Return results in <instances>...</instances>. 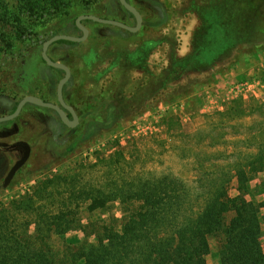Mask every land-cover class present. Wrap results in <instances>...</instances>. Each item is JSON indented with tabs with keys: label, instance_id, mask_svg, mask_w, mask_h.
I'll list each match as a JSON object with an SVG mask.
<instances>
[{
	"label": "rangeland",
	"instance_id": "obj_1",
	"mask_svg": "<svg viewBox=\"0 0 264 264\" xmlns=\"http://www.w3.org/2000/svg\"><path fill=\"white\" fill-rule=\"evenodd\" d=\"M160 2L166 16L145 8L155 26L140 35H94L76 47L78 81L85 82L79 95L85 100V91H92L93 114L68 145L62 143L68 131L55 141L46 130L27 167L0 193V215L10 218L11 231L48 252L56 264H73V256L97 244L106 228L121 230L125 217L141 205L135 199L124 202V195L135 198L144 183L169 176L188 185L189 198H201L202 207V187L219 171L234 175L264 150V43L250 23L252 3ZM16 5L12 1L2 10L4 26ZM86 11L98 17L119 14L110 0L92 8L77 4L69 17L39 32L35 44L23 43L9 22L0 33V94L38 95L46 85L42 44L73 30L70 23ZM10 37L14 50L6 48ZM113 96H118L115 106L105 117L106 106L97 99ZM37 110L29 106L24 115ZM88 125L92 132L85 138ZM262 185L264 173L251 182L248 196L260 206ZM236 189L233 179L231 197L238 196ZM95 198L108 200L106 207L92 211ZM62 215L68 216V233H52L43 243L38 238V229L48 227L43 219ZM222 243L221 236L209 239L207 264H220Z\"/></svg>",
	"mask_w": 264,
	"mask_h": 264
},
{
	"label": "trees",
	"instance_id": "obj_2",
	"mask_svg": "<svg viewBox=\"0 0 264 264\" xmlns=\"http://www.w3.org/2000/svg\"><path fill=\"white\" fill-rule=\"evenodd\" d=\"M12 1L17 5L6 13L10 15L7 21L14 24L23 43L35 44L41 39L39 32L54 20L69 17L77 4L92 8L101 0H0V33L9 23L4 26L2 10L7 11ZM247 1L253 7L250 23L264 43V0ZM6 44L15 49L13 38ZM248 162L234 175L219 171L220 178L203 186L202 207L197 203L201 198H189L188 185L169 176L144 183L135 198L125 194L124 202L135 199L141 204L138 211L125 217L121 230L106 228L97 244L83 247L73 256V264H207L213 236L223 240L220 264H264V201L260 206L248 199L251 182L264 173V150L251 155ZM233 179L236 197L230 195ZM261 191L264 196V185ZM107 202L95 198L90 209H103ZM67 223L66 215L44 218L48 227L42 232L38 229V238L44 243L52 233L67 234ZM11 226L10 218L0 215V264H56L48 252L31 247Z\"/></svg>",
	"mask_w": 264,
	"mask_h": 264
},
{
	"label": "flooded vegetation",
	"instance_id": "obj_3",
	"mask_svg": "<svg viewBox=\"0 0 264 264\" xmlns=\"http://www.w3.org/2000/svg\"><path fill=\"white\" fill-rule=\"evenodd\" d=\"M129 5L134 7L142 16V27L137 33H131L127 29L121 27L104 24L90 20L82 21V26L89 32L88 39L82 43H74L70 41H58L52 44L48 49L49 58L59 64L65 65L70 70V79L63 88V101L65 107L61 105L58 95L59 84L66 78V72L61 69H55L50 67L43 59V47L44 44L56 36H69L74 38H82L84 33L78 28L77 20L82 16H95L86 11V13L78 16L70 25L73 26V30L66 28L59 33H55L50 39L46 40L42 44L41 61L43 64L41 78L45 82V86L39 90V94H32L20 99H12L6 93L0 94V119L12 116L19 104L27 97H35L42 100L45 103L58 106L68 116L71 123L75 124V116L78 119V123L73 127L65 125L62 121L59 113L51 108L41 107L33 104H26L20 114L12 119L0 122V193L2 190H8L19 174L27 167L30 160L33 158L35 148L40 142V138L44 135L46 130L49 131L55 141L58 140V135L62 131H68V137L62 142L64 145H68L74 139L72 134L76 132L82 125L83 121L90 119L93 114V93L91 90H86L85 100L79 95L82 90V82L78 81L77 75V50L76 47L88 42L94 35L100 37L121 38L124 36L140 35L146 28L155 26V22L148 20L146 17V10L148 8L152 11H158L162 13V17L166 14L163 11L160 0H126ZM118 9L117 16L98 17L107 21L119 22L130 28L137 27V19L130 13L121 3V0H110ZM65 31V32H64ZM72 43V44H70ZM57 46L58 49L53 51V48ZM56 53V54H54ZM80 96V99H79ZM118 96L101 102L97 99V103L100 106H106L105 117L115 106ZM102 103V104H100ZM113 105V106H112ZM33 107L38 109L36 114L24 115L27 107ZM92 125H88L85 138L92 132L90 128ZM33 129V130H31ZM31 130V131H30ZM76 140V139H75ZM27 150L30 152L28 161L15 173L14 177L10 181L7 187V179L13 170V168L25 157Z\"/></svg>",
	"mask_w": 264,
	"mask_h": 264
},
{
	"label": "water",
	"instance_id": "obj_4",
	"mask_svg": "<svg viewBox=\"0 0 264 264\" xmlns=\"http://www.w3.org/2000/svg\"><path fill=\"white\" fill-rule=\"evenodd\" d=\"M121 3L137 19V27L136 28H130V27H128L126 25H123V24H121L119 22L107 21V20H103V19H100V18L95 17V16H82V17L78 18V20H77L78 28L84 33V36L82 38H74V37H69V36H56V37L52 38L51 40L47 41L44 44V47H43V59L45 60V62L50 67L55 68V69H61V70L65 71L66 74H67L66 78L59 84V87H58V95H59V98H60L61 105L63 107H65V103L63 101V88H64L65 84L68 82V80L70 79V74L71 73H70V70L65 65L56 63V62L52 61L49 58V56L47 54L49 47L52 44H54V43H56L58 41H70V42H74V43L85 42L88 39L89 32H88V30L86 28H84L82 26V21H84V20H90V21H95V22L104 23V24H111V25H115V26L121 27L123 29H127L131 33H137L138 31H140V29L142 27L143 19H142L141 14L134 7L129 5L126 0H121ZM28 103L56 110L59 113V115L61 116L63 123L65 125L69 126V127H73L75 124L78 123V119H77L76 116H75V124H73V123L70 122V120H69L68 116L65 114V112H63L58 106L45 103L42 100H40L38 98H35V97H27V98H25L19 104L16 112L12 116L7 117V118H2V119H0V122L7 121V120H12V119L16 118L20 114L22 108ZM29 156H30V152L27 150V153L25 154V157L11 171V173H10L8 179H7V183L5 184V187L8 186V184L10 183L12 178L14 177L15 173L28 161Z\"/></svg>",
	"mask_w": 264,
	"mask_h": 264
}]
</instances>
